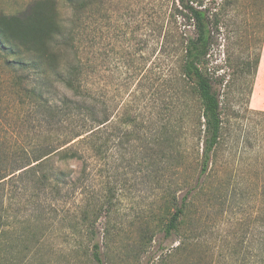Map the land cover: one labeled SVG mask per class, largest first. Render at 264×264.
Here are the masks:
<instances>
[{
    "label": "rangeland",
    "instance_id": "374dc122",
    "mask_svg": "<svg viewBox=\"0 0 264 264\" xmlns=\"http://www.w3.org/2000/svg\"><path fill=\"white\" fill-rule=\"evenodd\" d=\"M35 1L0 0V16L21 15ZM92 1L94 12L90 7L82 10L77 32L81 57L91 65L87 70V89L110 117L109 124L101 128V138L106 139L107 145L99 157L88 155L84 164H59L69 173L63 180L61 197L50 189H30L32 180L19 182L16 193L10 188L3 192L10 215L16 220L9 218L2 225L1 264H93L81 256L77 244L82 241L86 248L92 247L91 240L83 233L70 238L69 224L61 219L76 214L82 205L94 204L96 195L104 199L110 190L112 210L96 223L103 264H155L160 257L157 264H263L264 195L246 190L249 180L256 181V174L264 177V167L255 159L262 148L255 145L244 150L242 145L248 129L263 118L254 112H264V44L251 94L250 79H239L234 68L228 63L226 66L224 40L220 38L212 48L211 73L214 79L221 75L225 78L224 84L221 79L215 82V88L227 91L226 82L230 88L228 96L221 98L224 143L211 177L205 179V188L196 195L192 206L200 213L205 229L184 250H177L179 236L167 239L153 225L157 232L144 252L137 247L141 226L151 212L160 215L165 196L167 175L163 163L160 160L159 172H153L146 158L157 157L155 152L160 150L161 145L155 146L150 136L156 129L153 125L163 122L166 79L176 70L173 64L177 45L173 38L167 40L174 0ZM58 2L63 19H71L72 9L64 0ZM243 14L247 20L252 17L243 0H238L230 15L240 18ZM67 27L71 29V25ZM243 30L231 34L232 40L227 39V53L233 49L244 56L254 47L253 35L251 38ZM3 53L1 50L0 150L12 154L19 147L30 148L54 136L55 132L41 121V115L32 109L31 99L16 85ZM174 82V94H179L180 85ZM125 132H131L129 138L123 136ZM84 168V179L74 190ZM197 174L193 164L185 168L180 181L184 185V181L194 182ZM236 183L244 185L242 192ZM184 191L185 188L178 195ZM11 208L20 209L15 213ZM105 228L112 233L107 238Z\"/></svg>",
    "mask_w": 264,
    "mask_h": 264
},
{
    "label": "trees",
    "instance_id": "16d2710c",
    "mask_svg": "<svg viewBox=\"0 0 264 264\" xmlns=\"http://www.w3.org/2000/svg\"><path fill=\"white\" fill-rule=\"evenodd\" d=\"M64 1L73 11L68 20L63 19L58 0H37L21 15L0 16V49L4 51L7 68L14 74L16 85L31 99L32 109L41 115V121L51 126L50 131L55 132L54 136L34 143L30 148L19 147L12 154L0 150V239L4 236L2 225L9 218L15 219L3 199L7 188L16 193L19 182L32 180L34 184L30 185V189H50L61 197L63 180L69 173L59 164L70 161L84 164L88 155L99 157L107 145L106 139L101 138V128L109 124L110 117L107 110H101L97 99L87 89V70L91 65L90 61L81 57L77 32L82 10L90 7L94 12L95 4L91 0ZM243 3L245 9L252 13L249 20L244 14L241 19L230 15L238 0L173 2L167 40L173 38L177 45L174 48L178 55L176 53L173 64L176 70L166 79L163 122L153 125L156 129L150 136L155 146L161 145L160 150L155 152L157 157L146 158L153 172H159V161H162L167 175L165 196L160 215L151 212L141 226L137 247L144 252L156 235L153 225L167 239L179 236L181 241L177 250H184L205 229L200 213L192 206L196 195L205 188V179L211 177L217 153L224 143L221 98L222 95L228 96L230 88L226 82L227 91L216 90L215 82L221 79V84H224L225 78L221 75L214 79L210 52L222 38L226 47V66L228 63L234 68L239 79H250L248 94H251L264 44V0H243ZM67 25H71V29ZM243 29L251 38L253 35L254 40L251 41H254V47L251 46L250 52L244 56L233 49L227 53V39L232 40L230 35ZM166 52L170 59V50ZM174 80L180 85L179 94H174ZM254 114L263 118L248 129L242 148L252 149L259 145L262 151L255 159L264 167V112L255 111ZM130 133L125 132L123 136L129 138ZM235 144L239 146L237 141ZM193 164L197 178L194 182L184 181V185L180 180L184 177L185 168ZM81 173L78 182L75 181L74 190L79 189L86 169H82ZM256 176V181L249 180L246 190L261 191L264 195V177L261 173ZM235 186L240 187L239 191L244 187L240 183ZM184 188L183 195L179 196ZM109 193L112 196L110 190L104 199H98L96 195L93 197L94 204L82 205L75 215L61 219L69 224L70 238L83 233L91 240L92 247L86 248L82 241L77 244L81 256L93 264H103L102 244L96 241V223L103 214L108 216L112 210ZM11 209L16 213L20 208ZM110 235L111 231L105 228L104 236L107 238ZM3 252L0 248V264Z\"/></svg>",
    "mask_w": 264,
    "mask_h": 264
}]
</instances>
